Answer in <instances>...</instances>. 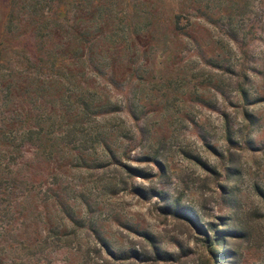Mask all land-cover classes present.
<instances>
[{"label":"rangeland","instance_id":"obj_1","mask_svg":"<svg viewBox=\"0 0 264 264\" xmlns=\"http://www.w3.org/2000/svg\"><path fill=\"white\" fill-rule=\"evenodd\" d=\"M65 3L37 46L71 74L35 78L57 124L0 200V264H264V0Z\"/></svg>","mask_w":264,"mask_h":264},{"label":"trees","instance_id":"obj_2","mask_svg":"<svg viewBox=\"0 0 264 264\" xmlns=\"http://www.w3.org/2000/svg\"><path fill=\"white\" fill-rule=\"evenodd\" d=\"M65 1L0 0V200L6 198L9 201L8 205L11 201L7 198L13 197L15 194L13 191L20 188L24 191L23 187L26 188L27 184L18 175H13L16 174L13 170L20 164L18 157L25 151L26 146L30 149H39L46 144L41 142L43 132L39 126L41 123L47 121L50 125L57 124L50 122L49 114L44 115V112L38 113L36 110L39 101L36 99L37 89L33 86L38 83V79L35 78L39 75L50 77L54 75L53 77L58 76L66 80L71 74L66 66L57 62L58 58L60 60L64 56L62 51L59 56L57 53L55 55L51 53L50 49H39L37 46L43 32H47L50 27L47 24L48 19L59 14L62 7H66ZM21 7L34 15L40 13L39 21L36 15L22 33L23 36H20L21 34L11 36L10 32L16 29L18 22L15 13ZM75 18H79L78 15ZM28 37L35 38V45L25 41L24 38ZM10 54L15 56L10 60L13 61V65L6 60V56L10 57ZM58 68L59 70H56ZM52 69L54 72L51 71ZM74 89V87L68 89L70 93L66 95L67 105H75L76 108L77 105L86 106V101L82 98L76 100L71 97ZM23 102L29 103L28 109L22 106ZM48 133L52 134V131ZM131 170L136 171V169ZM27 179L26 181L29 182L32 180L30 177Z\"/></svg>","mask_w":264,"mask_h":264}]
</instances>
